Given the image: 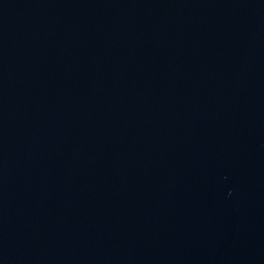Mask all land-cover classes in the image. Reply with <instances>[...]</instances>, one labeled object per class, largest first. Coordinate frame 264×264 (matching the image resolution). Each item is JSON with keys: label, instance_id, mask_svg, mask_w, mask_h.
<instances>
[{"label": "water", "instance_id": "95a60500", "mask_svg": "<svg viewBox=\"0 0 264 264\" xmlns=\"http://www.w3.org/2000/svg\"><path fill=\"white\" fill-rule=\"evenodd\" d=\"M0 264H264V0H0Z\"/></svg>", "mask_w": 264, "mask_h": 264}]
</instances>
